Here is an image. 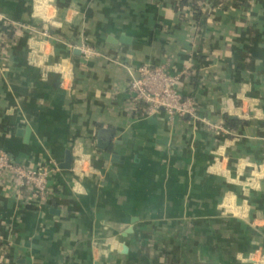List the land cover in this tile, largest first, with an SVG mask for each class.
<instances>
[{
  "label": "crops",
  "instance_id": "1",
  "mask_svg": "<svg viewBox=\"0 0 264 264\" xmlns=\"http://www.w3.org/2000/svg\"><path fill=\"white\" fill-rule=\"evenodd\" d=\"M228 1L202 35L179 0H0V149L55 163L47 202L0 176V264H264V0ZM165 63L222 130L128 114L131 70Z\"/></svg>",
  "mask_w": 264,
  "mask_h": 264
},
{
  "label": "built area",
  "instance_id": "2",
  "mask_svg": "<svg viewBox=\"0 0 264 264\" xmlns=\"http://www.w3.org/2000/svg\"><path fill=\"white\" fill-rule=\"evenodd\" d=\"M8 28L10 24H4ZM42 36L48 38L47 30ZM85 59L99 57V53L87 44L78 47ZM184 72L171 73L167 63L162 65L141 64L133 68L127 83L126 111L135 117H150L163 111L168 122L175 118L189 117L209 127L213 131L222 130L200 118L198 107L189 96L178 90V82ZM55 163L49 162L37 170H28L12 160L10 155L0 149V176L8 174L13 177L16 186L24 191H32L39 202H47L54 197L48 178Z\"/></svg>",
  "mask_w": 264,
  "mask_h": 264
},
{
  "label": "water",
  "instance_id": "3",
  "mask_svg": "<svg viewBox=\"0 0 264 264\" xmlns=\"http://www.w3.org/2000/svg\"><path fill=\"white\" fill-rule=\"evenodd\" d=\"M128 39L122 38L120 42L128 43ZM13 91L23 92L21 88L11 85L10 86ZM25 135L28 134V130H25ZM97 143L96 146L103 152L105 159H110L112 162L117 163L119 162V158L116 154H110L109 147L111 143V131L106 128H101L97 131ZM161 144L166 143V139H164ZM60 170H68L71 168V154L70 151H66L64 161L57 167ZM54 211V210H52ZM108 225L113 228L115 231L121 233V236L126 237L128 234L132 233V228H125L123 224H115V223H108ZM116 248L119 254H127L128 248L124 243H116ZM22 263V262H20Z\"/></svg>",
  "mask_w": 264,
  "mask_h": 264
},
{
  "label": "trees",
  "instance_id": "4",
  "mask_svg": "<svg viewBox=\"0 0 264 264\" xmlns=\"http://www.w3.org/2000/svg\"><path fill=\"white\" fill-rule=\"evenodd\" d=\"M205 0H179V4L183 7H188L194 15V22L199 27L200 33L204 34V27L209 15V12L213 9H224L228 5V0H210L208 2V10H203L202 6ZM7 30V28H3ZM8 32V31H7ZM10 32H8V36Z\"/></svg>",
  "mask_w": 264,
  "mask_h": 264
},
{
  "label": "clouds",
  "instance_id": "5",
  "mask_svg": "<svg viewBox=\"0 0 264 264\" xmlns=\"http://www.w3.org/2000/svg\"><path fill=\"white\" fill-rule=\"evenodd\" d=\"M43 10V11H42ZM36 15H43L44 19H50L52 15H54V10L51 8L50 5L47 4H41L37 6V11L34 13ZM74 14V12H70L68 15V19L71 20V16ZM85 167H86V160L84 161ZM254 187H259V185L254 184ZM230 199V197H229Z\"/></svg>",
  "mask_w": 264,
  "mask_h": 264
}]
</instances>
